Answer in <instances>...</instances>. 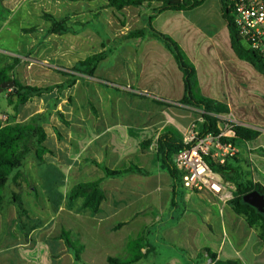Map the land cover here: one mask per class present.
<instances>
[{"label":"rangeland","instance_id":"obj_1","mask_svg":"<svg viewBox=\"0 0 264 264\" xmlns=\"http://www.w3.org/2000/svg\"><path fill=\"white\" fill-rule=\"evenodd\" d=\"M33 6V25L26 30L33 40V47L27 53L23 46L14 55L0 53V71L11 67L9 80L23 87L39 89L40 94L30 97L15 111L16 97L10 96L12 90H3L0 92V118L6 117L7 122L14 125L36 119V125L42 127L46 136L43 142L46 152L41 161L36 160L33 153L29 154L23 167L11 174L6 188L0 190V216L7 214L9 206L15 208V221L21 234H26L27 257L31 264H107L108 256L118 257L122 251L126 252L123 247L127 240L134 256L141 255L142 249L150 254V245L162 239L158 229L169 222L170 201L174 206L177 200L175 191L180 184L171 179L156 160L158 138L148 140L142 151L151 152L155 167L163 175L160 190H171V200L163 196L161 213L157 215L159 219L154 214L147 215V223L116 224L110 223L111 220L101 223V206L106 204V196L112 205L121 203L123 193V200L133 202L132 197L139 189H144L137 179L149 175V171L138 167L136 160L131 159L134 156L132 151L129 157L122 158L121 152L113 154L115 150L101 149V141L105 135H113L106 133L108 128L110 131L117 124H134L131 117L137 108L122 100L115 84L122 79L123 63L126 62L123 53L129 55L140 40L152 36L151 21L160 13L161 4L143 0L138 5L117 10L110 6L109 0H36ZM19 40L22 44L25 42L24 38ZM155 70L157 73L158 67ZM253 70L242 66L243 94L236 95L231 103L233 116L228 115L229 111L217 115L223 118L220 121L222 130L241 126L259 132L253 141L233 144L236 152L231 157L226 156L223 164L213 162L223 166L228 161L236 170H232L227 179L221 178L229 199L223 202L214 198L232 211L237 196L230 177L237 174L236 182H249L264 189L261 179L264 172V80ZM77 83L75 95L72 91ZM144 85L158 92L169 88L153 79H148ZM161 105L168 118L173 117L180 106L190 108L193 121L189 125H194L200 135L201 109L180 102H161ZM234 118L245 123H237ZM186 128L165 130L175 131L182 140ZM108 142L114 146L112 137ZM103 168L128 171L117 177H108ZM94 182H99L98 187L104 196L97 212L84 209L82 198L73 202L67 200L75 186ZM147 200L146 204L135 202L136 210L151 202V199ZM19 208L23 211L21 214ZM236 215L246 222L244 215ZM155 218L161 222L154 221ZM141 225L146 228L142 229ZM125 226L129 230L121 232ZM63 232L68 234L70 241L82 247L78 261L74 251L66 247L61 238ZM21 246L17 245L20 256L24 250ZM200 256L205 264H215L213 254L203 257L200 252Z\"/></svg>","mask_w":264,"mask_h":264},{"label":"crops","instance_id":"obj_2","mask_svg":"<svg viewBox=\"0 0 264 264\" xmlns=\"http://www.w3.org/2000/svg\"><path fill=\"white\" fill-rule=\"evenodd\" d=\"M35 1L0 0V53L14 55L22 46L27 53L33 47V40L26 30L33 25ZM153 17V29L174 42L186 62L193 67L197 83L196 94L225 105L228 115L233 116L231 103L236 95L243 94L242 66L244 64L251 70L253 68L238 59L231 49L220 0H204L189 11H164ZM12 22L16 25L12 26ZM23 38L25 42L22 44L19 39ZM134 50L127 56L123 53L126 62L123 63L122 79L115 84L122 100L137 108L131 117L134 124H117L110 131L108 128L106 133L113 134L111 137L114 146L111 147L108 142L111 137L105 135L101 141V149L115 150L113 154L121 152L122 158L129 157L132 151L134 156L131 159L136 160L138 167L149 171V175L147 178L140 176L137 179L144 189H139L132 197L135 199L133 202L123 200V193L121 203L112 205L106 196V204L101 206V223L109 220L116 224H129L131 221L147 223V215L154 214L157 217L161 213V198L165 196L167 200H171L173 192L160 190L163 175L155 167L151 152L144 153L142 147L147 146L146 141L158 138L165 129L173 127L179 131L193 121V112L188 107L180 106L170 118L167 117L166 110L162 109L164 107L161 102L178 103L185 94L182 73L164 44L155 37L146 36ZM148 79L159 80L164 87L168 85L169 88L160 90L161 92L151 90L144 85ZM77 90L78 83L72 93L76 95ZM234 119L237 123H245ZM261 174L264 187V172ZM147 185H150L149 189ZM175 192L177 200L174 206L170 201L169 222L159 227L162 239L151 244L152 246L149 244L152 251L150 254L142 249L141 255L134 256L129 251L127 240L123 247L126 252L122 251L120 256H108L106 259L116 258L122 264H205L200 256L202 252L203 257L208 253L213 254L215 264H264V219L259 226L250 228L243 217L236 215L228 206L220 205L207 192L190 191L181 184ZM147 199H151V202L136 210L138 206H134V203L146 204ZM6 210L7 214L0 216V264H31L27 257L26 234H21L15 221V208L9 206ZM157 218L154 221L160 223ZM127 227L122 228L121 232H127ZM141 227L146 228L143 225ZM17 245H22L21 249H24L21 256L17 252ZM131 261L133 262L130 263Z\"/></svg>","mask_w":264,"mask_h":264},{"label":"trees","instance_id":"obj_3","mask_svg":"<svg viewBox=\"0 0 264 264\" xmlns=\"http://www.w3.org/2000/svg\"><path fill=\"white\" fill-rule=\"evenodd\" d=\"M110 6L121 10L122 8L130 5H138L143 0H109ZM151 1V0H150ZM204 0H158L161 4L159 12L164 11H189L195 7H198ZM223 19L226 22L227 29L230 35V46L235 56L248 63L258 74H260L264 80V65L261 60L252 52L247 50L244 45L238 39L235 31L230 11L227 9L226 0H220ZM152 36L160 40L165 48L171 53L175 59L179 70L183 76L185 94L180 101L182 105H189L199 108L203 111V123L201 125L200 136L206 134L218 135L217 128V115L228 114V110L225 105L214 102L212 100L203 98L196 94V76L193 67H191L185 60V57L179 47L172 42L169 38L152 30ZM91 62V61H89ZM11 67H7L0 71V85L10 81L8 73L11 71ZM91 73V71L89 72ZM16 93L10 92V96L16 97V103L14 110L17 107L24 105L28 99L32 96H38L40 90L32 87H23L21 84L15 82ZM7 91V90H5ZM235 137L233 139H222V143L236 144L238 141H253L259 136V132L247 129L241 126L233 127ZM45 133L42 127L36 125V119H31L29 123L23 125H14L7 123L4 126L0 123V190L6 188L9 182L11 174L23 167L26 156L32 154L38 161L42 160V155L46 152L43 142L45 141ZM29 144H31L29 146ZM187 147L183 145L180 136L172 130H165L157 139V153L156 160L160 167L164 169L171 179L181 184V175L176 170L174 164V157L181 153ZM205 162L211 168L212 171L217 173L221 178L227 179L228 174L235 169L232 168L228 161L223 165H216L206 157ZM106 176L117 177L124 174L127 171H110L103 168ZM235 177H230V180L234 182L236 188V201L233 204V211L236 214H242L246 218L248 226H256L264 219V214H260L253 208L242 202V197L252 191H256L261 195H264V189L260 186H253L249 182H236ZM99 182L79 184L75 186L67 196L69 202H73L77 199H83V208L91 209L93 212H97L100 203L103 201L104 196L99 189ZM0 197V203H1ZM22 209L19 208V214ZM61 238L64 240L66 247H69L74 251L75 260H79L82 247L77 243L70 241L67 233H62ZM264 240V238L262 237ZM214 258V257H213ZM131 261L130 263H132ZM107 264H122L121 261L115 259H107ZM216 264H236L235 262H225Z\"/></svg>","mask_w":264,"mask_h":264},{"label":"built area","instance_id":"obj_4","mask_svg":"<svg viewBox=\"0 0 264 264\" xmlns=\"http://www.w3.org/2000/svg\"><path fill=\"white\" fill-rule=\"evenodd\" d=\"M226 4L238 39L264 65V0H226ZM216 119L219 131L216 136L213 134L200 136L194 125H189L185 129L182 143L187 148L174 157V164L181 175V185L184 189L207 192L212 197L226 202L229 197L226 195L222 179L209 168L205 158L223 164L225 157L233 156L236 149L231 143H222L221 140L233 139L235 134L231 127L228 130L221 129L220 121H223V118L216 116ZM0 123L2 126L7 124L6 117H1Z\"/></svg>","mask_w":264,"mask_h":264},{"label":"water","instance_id":"obj_5","mask_svg":"<svg viewBox=\"0 0 264 264\" xmlns=\"http://www.w3.org/2000/svg\"><path fill=\"white\" fill-rule=\"evenodd\" d=\"M3 90H13L16 93L15 81L10 80L0 85V92ZM242 202L253 209L258 213H264V195L259 194L256 191H252L242 197Z\"/></svg>","mask_w":264,"mask_h":264}]
</instances>
